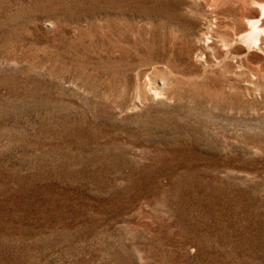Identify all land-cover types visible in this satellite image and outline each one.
Masks as SVG:
<instances>
[{
    "label": "rangeland",
    "instance_id": "obj_1",
    "mask_svg": "<svg viewBox=\"0 0 264 264\" xmlns=\"http://www.w3.org/2000/svg\"><path fill=\"white\" fill-rule=\"evenodd\" d=\"M263 8L0 0V264H264Z\"/></svg>",
    "mask_w": 264,
    "mask_h": 264
},
{
    "label": "bare ground",
    "instance_id": "obj_2",
    "mask_svg": "<svg viewBox=\"0 0 264 264\" xmlns=\"http://www.w3.org/2000/svg\"><path fill=\"white\" fill-rule=\"evenodd\" d=\"M155 1V0H154ZM114 2V1H113ZM116 2V1H115ZM150 3H151V0H150ZM132 4H134L133 2H132ZM161 9V8H160ZM164 9V8H163ZM162 9V10H163ZM154 10V9H153ZM145 11V10H144ZM158 11V10H157ZM262 12H261V15H260V17L256 20V21H247L248 22V25H247V33L244 35V37L243 38H245V39H249V41H250V39H252V41L254 40H257L259 37H257V34L259 33L258 32V30H259V26H258V23L260 22V19L264 16V8L261 10ZM164 14V13H163ZM153 15V14H152ZM156 16L157 15H155V18H156ZM160 17H162V16H160ZM151 19V18H150ZM246 19V18H245ZM250 19V18H249ZM254 19H256L255 17H254ZM152 20V19H151ZM105 24H106V22H105ZM149 24V23H148ZM155 24V23H154ZM162 24V23H161ZM247 24V23H246ZM107 25V24H106ZM153 25V23L151 24V26ZM106 27V26H105ZM109 27V26H108ZM113 27V26H112ZM152 27H154V29H155V26H152ZM261 27V26H260ZM107 28V27H106ZM244 28V27H243ZM113 29V28H112ZM107 30V29H106ZM153 31V30H152ZM244 31H246V30H244ZM243 31V32H244ZM114 32V31H113ZM263 32H261V34H262ZM109 35V34H108ZM106 36V35H105ZM256 37H257V39H256ZM239 39V38H238ZM258 41V40H257ZM250 43V42H249ZM113 44V43H112ZM213 44V43H212ZM252 44V43H251ZM209 45V44H208ZM213 46V45H212ZM159 55V54H158ZM156 59V58H155ZM157 60V59H156ZM159 60V59H158ZM163 61V60H162ZM169 61V60H168ZM168 63V62H167ZM170 63V62H169ZM149 82V81H148ZM146 85L148 84V83H145ZM158 86V85H157ZM150 87V86H149ZM145 88H148V85H147V87H145ZM152 88V87H151ZM154 88V87H153ZM150 89V88H149ZM155 89V88H154ZM159 89V88H158ZM160 89H161V87H160ZM150 90H152V89H150ZM155 90H157V89H155ZM164 91V90H163ZM157 92V91H156ZM162 92V91H161ZM160 92V93H161ZM148 93H149V91H148ZM151 93H153V92H151ZM161 95V94H160Z\"/></svg>",
    "mask_w": 264,
    "mask_h": 264
}]
</instances>
